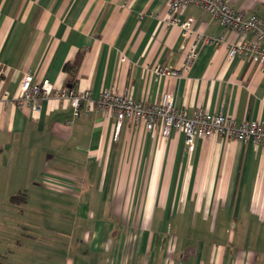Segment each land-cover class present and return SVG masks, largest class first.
<instances>
[{
  "label": "crops",
  "instance_id": "1",
  "mask_svg": "<svg viewBox=\"0 0 264 264\" xmlns=\"http://www.w3.org/2000/svg\"><path fill=\"white\" fill-rule=\"evenodd\" d=\"M169 1L0 0L2 91L31 73L93 101L103 89L148 104L173 93L187 117L264 122V70L205 43L184 70ZM225 1L264 21V0ZM178 17L243 40L197 6ZM37 105V116L0 105V264H264V145L214 136L188 151L181 131L129 120L115 140L95 103L77 115L66 99Z\"/></svg>",
  "mask_w": 264,
  "mask_h": 264
},
{
  "label": "built area",
  "instance_id": "2",
  "mask_svg": "<svg viewBox=\"0 0 264 264\" xmlns=\"http://www.w3.org/2000/svg\"><path fill=\"white\" fill-rule=\"evenodd\" d=\"M189 6H197L205 11L224 29L243 37L239 43L227 41L224 36H205L194 28L190 19L180 20L179 14ZM167 23L178 26L188 46L184 55V67L193 63L198 54L201 43L224 46L226 60L231 61L239 57L257 65L264 70V21L255 14L245 15L241 11L231 8L225 0H170L166 9ZM156 75L180 76L181 71L157 66L153 69ZM5 76V69H0V105L14 101L18 107H28L34 116L39 108L37 100L41 97L66 99L77 115L81 110V103H86L84 109L89 110L93 103L108 116L115 119V140L118 137L121 124L125 120L134 124L142 123L148 132L157 131L162 137H168L171 130H179L185 137L188 151H194L197 141L219 136L225 140H235L253 145H264V122L242 121L240 123L232 117L223 114H211L197 110L191 117L175 104V95L168 93L163 103L148 104L142 100H135L126 94L103 89L93 101L89 91L75 92L72 88L55 90L49 80L35 81L31 73L24 74L18 89L13 96L2 91L1 84Z\"/></svg>",
  "mask_w": 264,
  "mask_h": 264
},
{
  "label": "trees",
  "instance_id": "3",
  "mask_svg": "<svg viewBox=\"0 0 264 264\" xmlns=\"http://www.w3.org/2000/svg\"><path fill=\"white\" fill-rule=\"evenodd\" d=\"M77 62H78V61H75V62L73 63V66H75V65L77 64ZM65 68L68 69V68H69V65H66Z\"/></svg>",
  "mask_w": 264,
  "mask_h": 264
}]
</instances>
